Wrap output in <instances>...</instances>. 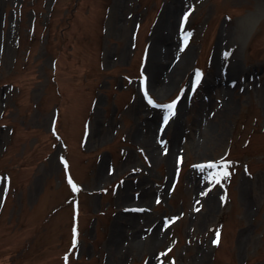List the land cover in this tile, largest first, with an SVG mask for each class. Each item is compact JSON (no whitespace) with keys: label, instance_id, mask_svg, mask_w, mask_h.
Segmentation results:
<instances>
[{"label":"rangeland","instance_id":"374dc122","mask_svg":"<svg viewBox=\"0 0 264 264\" xmlns=\"http://www.w3.org/2000/svg\"><path fill=\"white\" fill-rule=\"evenodd\" d=\"M263 39L264 0H0V264H264Z\"/></svg>","mask_w":264,"mask_h":264},{"label":"snow or ice","instance_id":"6c2138e0","mask_svg":"<svg viewBox=\"0 0 264 264\" xmlns=\"http://www.w3.org/2000/svg\"><path fill=\"white\" fill-rule=\"evenodd\" d=\"M184 19L185 20L187 19V13H185ZM188 35H190V33ZM181 36H184L183 32H181ZM185 41H186V37H185ZM183 46L184 45L182 44L181 47H183ZM225 55H227V53H225ZM201 76H202V70L197 68L195 70V80L192 84L193 88H195L196 84L199 83ZM180 92L182 93L183 89H181ZM144 95L147 97L149 104H151L155 107H158L159 109L162 110V112H161L162 120H163V123L165 125H167L169 120L173 116H175V114H176V106H177V103L180 99V95H177L176 97H174V98H172V99H170L164 103H158L156 99H154L151 95H149L146 88L144 91ZM160 143L164 144L166 142L164 140H161ZM141 151H142V149H141ZM165 151H167V148H165ZM232 163H233V161H231V160H226V159L221 158L218 160H207L204 163L196 165V167L205 168L207 166V167H210L212 169H216L217 171L213 173V176L211 178L219 180L221 178V176L230 175V171L228 169V166L231 165ZM218 165H223L224 166L223 169H218L217 168ZM68 181L72 185L73 188L77 187V185L73 182L71 176L68 177ZM74 239H75V237H74ZM213 242L215 243L216 241H213Z\"/></svg>","mask_w":264,"mask_h":264},{"label":"bare ground","instance_id":"6f19581e","mask_svg":"<svg viewBox=\"0 0 264 264\" xmlns=\"http://www.w3.org/2000/svg\"><path fill=\"white\" fill-rule=\"evenodd\" d=\"M165 58H166V57H165ZM158 61H159V58H158V60H157L156 62H158ZM162 64H163V62H162ZM163 65H164V64H163ZM151 70H152V72H153V75H155L156 77H154V76L151 77V79H150V85H151L152 87L155 88V84H157V85H160V84H161V83H160V80H161L160 75H162V71H163L164 69H162V65H161V63L159 62V63H157L156 66L152 65V66H151ZM161 81H162V80H161Z\"/></svg>","mask_w":264,"mask_h":264},{"label":"water","instance_id":"95a60500","mask_svg":"<svg viewBox=\"0 0 264 264\" xmlns=\"http://www.w3.org/2000/svg\"><path fill=\"white\" fill-rule=\"evenodd\" d=\"M263 46H264V41H263Z\"/></svg>","mask_w":264,"mask_h":264}]
</instances>
